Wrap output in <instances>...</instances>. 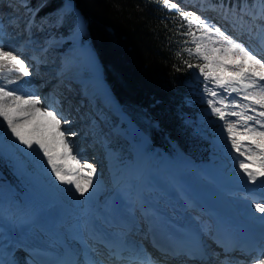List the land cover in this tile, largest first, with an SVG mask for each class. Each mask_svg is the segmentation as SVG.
<instances>
[{"label": "snow or ice", "instance_id": "6c2138e0", "mask_svg": "<svg viewBox=\"0 0 264 264\" xmlns=\"http://www.w3.org/2000/svg\"><path fill=\"white\" fill-rule=\"evenodd\" d=\"M161 3L167 10L178 11L181 23L176 34L184 39L178 41L181 48L176 55L187 69L198 70L203 78L209 115L223 122L221 128L230 150L239 154L235 157L237 173L246 184L258 185L261 190L260 199L253 198L250 205L262 214L253 216L260 221L259 233L240 240L226 226L215 235L213 242L220 249L216 251L203 241L212 230L198 221L195 233L176 227L167 243L153 241L152 247L159 254L153 256L133 236L145 228L154 229L160 214L147 205L143 193L135 197L129 193L121 200L106 202L103 215L77 225L81 234L73 239L81 245L82 253L66 249L55 260H37L34 264H160L161 260L178 264H264V0H208L201 5L216 11L223 24L184 10L174 0ZM33 25V20L22 22L19 17L0 21V39L12 29L22 35L30 33ZM183 53L188 59L182 58ZM192 58L198 62L192 63ZM32 67L16 50H5L0 44V150L6 151L10 145L32 157V163L49 179L54 177L53 184L70 186L66 191L73 199L90 200L97 190L98 169L87 161L82 163L73 153L68 138L77 133L62 128L72 121L57 107L60 101L42 106L41 97L8 87L16 83L9 78L13 73L29 77ZM190 206L185 203V208ZM42 252L36 250L35 255ZM7 255L5 245L0 248V264H13Z\"/></svg>", "mask_w": 264, "mask_h": 264}, {"label": "rangeland", "instance_id": "374dc122", "mask_svg": "<svg viewBox=\"0 0 264 264\" xmlns=\"http://www.w3.org/2000/svg\"><path fill=\"white\" fill-rule=\"evenodd\" d=\"M62 1L63 5L58 10L52 12L47 11L46 8L33 6L29 0H5L4 3L0 2V13L3 11V7L6 8V12L1 13L0 15V21L6 22L14 17H19L22 22L31 19L36 24L45 25V29L41 27L43 30L39 26L35 25L33 27V33L35 32L37 35L35 34V36H32V33L29 35L32 36L30 39L35 37L38 40L41 38V35L45 36L38 44L30 42V39L27 38L29 33H25L20 40H14V38L19 39L21 36L20 30L15 29L9 30L11 33H9L6 38L0 39V44L4 45L5 50H16L17 54H20L24 59L28 58L27 61L33 64L32 70L37 69L39 71L37 74L31 75V77L35 80V86L30 87H35L34 91H36L37 88L39 89L44 86V83H41L40 85V81H42L41 79L43 78V75H45L43 70L48 67H52L55 71H58L59 68H64V57L69 54L74 47V44L78 45L74 47L77 48V50H85L84 52L87 59H83L78 66L74 67L75 69L71 70L72 74L68 75L70 81L76 83L78 87H83L85 83L87 84V80L92 75L96 74L95 70L97 65L99 67V73L101 72L100 64L98 63L97 58L86 39L84 22L79 13L75 10L74 3L70 0ZM174 2L179 3L184 10L196 11L198 14L208 17L214 23H224L216 11L201 8V5L207 3L208 0H174ZM21 3L26 4L27 7H18ZM2 5L3 7H1ZM70 12L74 15V27L67 35L60 37L56 36L55 30L57 29V26L61 22L63 16ZM7 38L13 40H7ZM23 39H25V41ZM5 40H7V42H5ZM22 42L27 43L22 44ZM35 45H38V49L44 48L46 51L38 52L36 56H34L33 49H35ZM91 53L95 58L91 56ZM32 54L34 58L32 57ZM37 57H39L38 62H36ZM95 59L97 61L96 66L94 64ZM49 70L52 69L50 68L48 71ZM192 72L194 74L196 89L198 90L199 105H203V110L197 114V117L200 122V127L211 135L210 143L215 153L212 161L196 163L188 155L182 152L175 144H172V150L170 152L158 148H151L149 140L145 135L137 134L139 137H134L136 131L134 124L124 113L121 112L116 101H114L115 103L108 102L105 97L108 96L107 94L109 93L106 92L105 94L104 91H99V98L95 102H90L88 100L90 102L88 106L83 105L80 107L81 112L85 114L82 118L78 119L77 113V118L74 119L71 124L62 125V128L65 131H74L77 133L75 137H69V141L72 145L73 141L76 140L73 147V153L77 154L82 163L87 161L94 164L98 169L97 176L95 178V187L97 190L93 193L95 200L94 196H92L90 200L77 201L73 199L68 191H66V189L70 186L59 185L58 182L53 184L52 180H54V177L49 179L47 173H45L42 168H37L36 165L32 163V157L16 152L9 145L6 151L0 150V159L3 160L10 168L13 177L18 180L19 184L16 186L15 190L9 186H7V188L0 184V188L5 192L2 195V198L4 199H2L3 203L0 207L1 211L6 213L7 211L15 209L17 213L23 215L22 217L24 219H28L36 214L39 216L45 212H49L47 206L44 207L47 204L46 202L58 199L60 200L59 202L71 204V207L75 206L82 210L88 209L91 206V203L94 202V209H98L100 201L103 199L101 196L104 194L106 196L108 193L112 192L116 183H119V181L126 178L131 184L128 189H125L127 188V185L123 188V192H126V196H128L129 193H135L132 188L137 185L145 184L148 189L146 190L147 193L145 192L144 195L150 198L157 197V199H163V193L164 191H167L172 197L176 194V200H179L178 192L182 193L181 190L186 191V187L189 192L200 194V192L203 191V194L210 195L211 191H206L202 187L199 188L200 184L203 183L202 185L205 187L210 175H217V172L220 174L221 165L225 164V168H227V166H230L233 163L235 164V157L239 154L235 153L234 150H230V142L226 141V132H224L221 128L223 122L218 121L216 117L209 115L210 110L205 102V82L203 81V78L198 75V70L192 69ZM12 75H16V73H13ZM22 79L20 78V82H22ZM45 80L47 82V78H45ZM13 85L18 86V84ZM56 88L57 86L54 84L53 90H56ZM38 92L39 95H36L41 97V90ZM50 97L52 98L54 95H51ZM41 99L44 101L42 97ZM59 101L62 103V99H59ZM50 104H53V102L49 100L45 106ZM70 105L72 104L70 103ZM58 106H60V103ZM58 108L63 113V105ZM70 113V110L68 113L64 112L65 117ZM68 118L70 119V117ZM229 119L235 118L230 117ZM75 120L77 121L75 122ZM80 120L85 122L82 123V127H85L86 125L87 128H73L80 124ZM84 131H88V133L85 134ZM73 138H75V140ZM91 138L96 140V146H94L96 142L91 141ZM121 138L123 139V142L120 144L119 139ZM81 140H87L85 145L78 143ZM96 147L99 148L98 151ZM91 148H93V150H91ZM85 153L86 155L82 157ZM109 159H112V161H109ZM240 159L244 158L240 157ZM185 160L189 162L193 161L195 164L204 165V167L200 168L198 172L205 175V177L199 178L196 174L194 175V172L192 173V171H187L185 168L186 166L189 167V165H186ZM162 162H165L167 166L163 165ZM194 169L197 168L194 167ZM221 173H224V171ZM206 175L208 179L206 178ZM213 175L212 177L210 176L211 181L209 182V184L213 183L212 192L217 190V186L214 185L217 183L215 182L217 178L215 176L213 177ZM225 175H227L226 170ZM172 178L176 179L177 183L173 182ZM234 179H225V181H222V184H224L225 187H227V185L232 187L236 183V179ZM0 183L5 182L0 180ZM201 195H199L200 198L205 197L204 195V197ZM179 196L183 197L184 195L180 194ZM240 199H243L245 202L243 208H254L250 207V205L254 203V200L250 198L248 194H245V196ZM225 200L227 201V204L233 208V210L238 211L237 208L239 204L233 205L228 199L225 198ZM146 201L150 202V199H146ZM84 211L87 213L86 210ZM255 216L259 217L258 215ZM82 220L83 216L76 219V226ZM29 229H31L29 231L31 234L32 227ZM38 233L41 234L43 232L38 231ZM38 233L37 235H39ZM44 235L46 234L44 233Z\"/></svg>", "mask_w": 264, "mask_h": 264}, {"label": "trees", "instance_id": "16d2710c", "mask_svg": "<svg viewBox=\"0 0 264 264\" xmlns=\"http://www.w3.org/2000/svg\"><path fill=\"white\" fill-rule=\"evenodd\" d=\"M70 1L84 22L110 95L135 126L134 137L145 134L151 148L167 152L175 144L196 162L213 160L211 135L197 117L203 105L194 74L176 55L178 41L184 39L176 34L181 23L178 11L165 9L161 0ZM29 2L50 12L63 5L62 0ZM74 25L73 13H66L55 35H67ZM182 58L188 59L187 54ZM0 179L14 190L19 184L1 159Z\"/></svg>", "mask_w": 264, "mask_h": 264}, {"label": "bare ground", "instance_id": "6f19581e", "mask_svg": "<svg viewBox=\"0 0 264 264\" xmlns=\"http://www.w3.org/2000/svg\"><path fill=\"white\" fill-rule=\"evenodd\" d=\"M0 2H5V0H0ZM12 4V3H11ZM3 7V5L1 6ZM6 8L3 7V11L1 13H5ZM8 10V9H7ZM0 13V15H1ZM217 14V13H216ZM218 15V14H217ZM37 25L40 28L42 27L43 29H45V25L44 24H36L34 23L33 27ZM33 27L31 32L28 34V37H32L35 36V32L33 33ZM41 28V29H42ZM42 29V30H43ZM21 32V31H20ZM11 32H8V34ZM32 36H29L31 35ZM21 36L19 37V39H15L14 40H20L22 36H24V34H20ZM37 35V34H36ZM7 37V36H6ZM5 37V38H6ZM37 37V36H36ZM45 36L41 35V38H39V40L35 37H33L32 39H30V42H33L35 44H38L40 42V40H42ZM25 38V37H24ZM7 40H13L10 38H7ZM7 40H5V42H7ZM25 41V39H23ZM23 43H27V42H22ZM30 44V43H29ZM32 45V44H31ZM36 47L38 45H35ZM74 47L78 46L77 44L73 45ZM35 49H33V54L34 56H36V54L38 53L37 49L38 47ZM73 47V48H74ZM69 52L68 55H66L64 58V68H59V70L55 71L52 67H48L47 69L43 70L44 74L43 78L41 79L42 81H40V85L41 83H44V86L41 88H37L36 91H34L33 87L30 86H35L34 83V79L33 77L29 76V77H22L19 76V74L16 75H12L9 78L10 79H14L15 81H17L15 84H18V86L16 85H11L8 86L9 88H17L19 87L21 89V91L23 93H27V94H33L39 95V92L41 90V97L44 99V104L42 106H45V104H47L49 102V100L51 102H55L56 100L62 99V103L60 102V106L57 105V107H61L63 105V115L64 112L68 113V111L70 110L71 113L67 114L66 117H70V120L73 122L74 119L77 118V113H78V119L82 118L85 114L81 112V106L85 105L88 106L90 104V102L88 101V98L85 97V95H83L82 91H80L78 93V90H81L82 88L78 87L76 85V83L71 82L70 78L68 75L72 74L71 70L75 69V66H78L79 63H81V61L83 59H87L86 54H85V50L82 51L77 50V48H74ZM76 50V51H75ZM32 54V57L34 58ZM91 56H93V54L91 53ZM95 58V57H94ZM93 58V59H94ZM26 60L28 58H25ZM92 59V60H93ZM44 62V61H41ZM97 61L96 59L94 60V64L95 66ZM45 64V63H44ZM62 64V65H63ZM46 65V64H45ZM72 65V66H71ZM52 69L49 70L48 69ZM48 71V73H47ZM37 72H39L37 69L32 70V74H37ZM96 74L92 75L88 80H87V84H84V89H90L91 92L93 94L96 95V92L93 91V89L97 90V93L99 91H104L106 94V86L103 83L101 77H100V73H99V67L98 65L96 66V70H95ZM64 76H62V75ZM20 78L22 79V82H20ZM45 78H47V82L45 80ZM57 86L56 90H53V86ZM87 86V87H86ZM33 88V91H32ZM51 95H54V97H50ZM108 95V94H107ZM99 96V95H98ZM109 103H115L114 100H112L110 98V96H106L105 97ZM70 103L72 105H70ZM115 107V106H114ZM65 116V115H64ZM69 119V118H68ZM77 120H75L76 122ZM82 121V122H80ZM79 121V125H77L73 128H87V126L85 125V127H82V123H85L83 120ZM85 134L88 133V131H84ZM2 140V137H0ZM87 138V137H86ZM70 139V138H68ZM75 140V138H73ZM91 141L96 142V140L94 138H91ZM76 140L73 141V147L75 144ZM87 142V140H81L80 144L85 145V143ZM97 145V142L94 146ZM97 151L99 150L98 147H96ZM91 150H93V148H91ZM86 153L83 156H85ZM83 159V158H82ZM109 161H112V159H109ZM186 165V170L187 171H192V173L194 172V175L196 174L197 177L202 178L205 177V175H202V173H199L198 171L200 170V168L204 167V165H200V164H195L193 161L189 162L187 160H185ZM163 165L167 166L165 162H162ZM194 167H196L197 169H194ZM238 167L237 163L235 162V164H231L230 166H227V168H225V164L221 165V172L224 171V173L218 174L217 175H213V177L215 176L216 180L215 182H217L216 185L217 186V190H214V192H212L213 190V183L209 184V182L211 181L210 176L212 177V175L209 176L208 182L206 183V186L204 187L201 183L199 188L202 187L204 188L206 191H211L210 195L208 194H203L204 192H200V194L194 193V192H189L187 191V187H186V191L181 190L182 193L178 192V199L176 200L177 196L176 194H174V197L171 196V194L167 191H164L162 198L163 199H157L152 197H146V199H150V202L146 201L147 205L150 208H154L158 211V213H161L162 215H168L172 212L176 213L173 210V207H176L177 212H179V210L181 211H186L185 215H190L192 217H199V219H201L205 225L208 226V228H212V221H210V219L212 218L214 222H219L221 225L224 224L225 226L228 224L227 221H225V217L227 216L228 218L232 219V221L234 223H232L233 227L237 228L239 226H241V224H244L242 226L245 225H254V228H258L260 226V221L258 219H253V216L258 215L261 216V213H256L254 208L253 209H248V208H243V206L245 205V202L243 199H240L241 197H244L245 194H260V189L258 185H251V184H246L244 182L243 179L240 178V175L237 173L236 168ZM225 170L227 172V175H225ZM212 172V171H211ZM210 172V173H211ZM207 174V173H206ZM202 175V176H200ZM226 177V178H225ZM205 178V179H206ZM230 178H235L236 179V183L234 186L229 187V185H227V187H225L224 184H222V181H225V179H230ZM173 182H176V179L172 178ZM223 179V180H221ZM234 179V180H235ZM199 180V179H198ZM195 181V180H193ZM197 181V180H196ZM214 181V180H213ZM232 181V180H231ZM214 182V183H215ZM2 186L7 187V185L5 183H0ZM161 184V183H160ZM125 185H127V188H125ZM130 181L126 178V179H122L121 181H119V183L117 182L114 189L112 190V192L108 193L106 196L105 194L101 197L105 198V201L103 203L100 204L98 209H94V205L95 203L92 202L91 206L88 209H84L86 210L87 213H85L84 210L82 209H78L75 206L71 207V204H65L63 202H59L60 200H51V201H47L46 205L44 207L47 206V209H49V212H45L41 215H34L31 216L30 218H26L24 219L20 213H17V211L14 209L12 211H7L6 213H4L3 211H1L0 209V248H2L3 246H7V259L9 260V257H18L17 258V263L18 264H27L25 262V256L22 253L23 252V248H26L29 245H33L34 243H36L38 240L37 238L39 236H42L43 239H45L46 237H48L49 240H52L51 238V234L49 232L48 227L50 225H53L55 227H57V231H59L62 235H64L69 241L70 244L74 247L77 248V246H79L80 244L77 242V240H74L73 237L78 236L80 233V231L78 230L76 224H75V220L78 219L80 216H83V220L80 222L82 223L85 220H90L93 217L97 216V215H103L104 214V206L106 202H111V199L116 198L117 200H121V198L123 197H127L125 195L126 192H123V188L128 189L130 187ZM146 185V184H145ZM145 185H137L136 187L132 188V190L135 191V193L132 194L133 197H135L137 194L140 193H147V189L148 187ZM196 186V185H195ZM194 186V187H195ZM215 186V187H216ZM8 188V187H7ZM120 188V189H119ZM198 188V189H199ZM121 191V192H120ZM180 191V190H179ZM3 193H5L1 188H0V207L2 202V195ZM183 194V197H180L179 195ZM203 194V195H201ZM249 194V195H250ZM5 195V194H4ZM199 195L203 196L204 198H200ZM94 196V195H93ZM228 199L231 204H239L238 206V211L233 210V208L231 206H229L227 204V201L225 200ZM94 200H95V196H94ZM258 200V199H257ZM189 202L190 203V207H187L185 209V203ZM188 211H190V214ZM85 213V214H84ZM18 214V215H16ZM200 214V215H199ZM15 216V221H12V217ZM5 217H7L8 219H5ZM257 217V216H255ZM245 220V221H244ZM16 222V223H15ZM79 223V224H80ZM258 224V226H257ZM30 227H32V233L30 234L29 231L31 229H29ZM39 232H43V233H38ZM37 233L39 235H37ZM44 233L46 235H44ZM142 231H140L139 233L136 234L139 236L141 235ZM135 236V235H134ZM142 241V240H141ZM22 251V252H20ZM162 261V260H161ZM160 264H174L173 262H161ZM16 264V263H15Z\"/></svg>", "mask_w": 264, "mask_h": 264}]
</instances>
